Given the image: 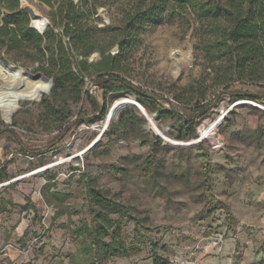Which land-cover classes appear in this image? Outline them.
Instances as JSON below:
<instances>
[{
	"label": "rangeland",
	"instance_id": "1",
	"mask_svg": "<svg viewBox=\"0 0 264 264\" xmlns=\"http://www.w3.org/2000/svg\"><path fill=\"white\" fill-rule=\"evenodd\" d=\"M72 1L91 10L97 43L104 45L114 37L100 28L122 25L138 0ZM19 6L31 20L44 18L47 26L59 28L44 1L19 0ZM174 8L166 20L144 24L127 60L128 74L122 75L162 95L157 99L162 107L186 113L189 107L175 94L196 80L205 96L201 103L210 100L196 124L198 135L179 137L176 117L161 119L146 108L164 139L139 108L135 112L134 103H126L95 142L109 106L119 97L137 99L128 90L104 98L89 76L87 88L105 102V115L83 98L60 123L41 105L48 92L21 99L10 116L0 110V264H153L155 251L174 264H264V81L235 79L226 89L216 87L207 38L199 35L193 11ZM117 50V43L109 49ZM31 53L3 62L44 73ZM93 54V60L99 58L94 51L89 61ZM7 72L13 85L22 83V71L15 74L0 63V88ZM237 88L261 98L220 91ZM126 108L135 122L112 125ZM183 130L190 135L191 128ZM89 184L129 211L131 216L112 214L121 237L135 247L129 256L105 257L75 232L92 222Z\"/></svg>",
	"mask_w": 264,
	"mask_h": 264
},
{
	"label": "trees",
	"instance_id": "2",
	"mask_svg": "<svg viewBox=\"0 0 264 264\" xmlns=\"http://www.w3.org/2000/svg\"><path fill=\"white\" fill-rule=\"evenodd\" d=\"M42 1L52 8L50 14L53 25L59 27L57 30L48 25L41 33L30 24L31 15L26 8L19 6V0H0V58L3 61L7 58L20 60L23 52L33 51V61L38 62L39 68L52 78L51 89L42 97L41 105L48 117L60 123L67 121L72 114V105L83 98L105 115V102L101 104L87 88L86 77L89 76L93 84L103 89L104 98L107 92L122 94L125 90L132 91L137 101L145 109L155 110L159 118L176 117L174 124L179 137L198 135L196 124L207 111L210 100L201 103L205 96L197 90L196 80L180 87L175 94L178 103L189 107L186 113L174 105L162 107L157 103L162 95L122 75L128 74L127 60L144 24L166 20L170 8L175 10L174 7L193 11L199 35L207 38L205 48L211 55L208 67L216 87L226 89L235 79L264 81V0H138L127 12L122 25L114 29L110 26L100 28L106 35L114 37L104 45L97 43L95 26L90 19L91 10L86 4L72 0ZM33 23L40 29L45 25L44 18H36ZM114 43L118 44V50L111 53L109 49ZM94 51H99V58L89 61L88 56ZM198 91L201 93L197 96ZM220 91L228 92L232 98H261L239 88ZM132 108L137 112V106ZM111 122L112 125H126L134 123L135 117L126 108L116 121ZM184 127L191 128L190 135L186 134ZM152 150H155L154 145ZM87 196L92 222L78 226L75 232L85 234L92 250H101L105 257L129 256L135 247L129 246L121 237L120 222L112 217V214L131 216L129 211L91 184ZM104 237L109 238L104 240ZM93 257H96L95 251ZM152 262L174 264L156 251Z\"/></svg>",
	"mask_w": 264,
	"mask_h": 264
},
{
	"label": "bare ground",
	"instance_id": "3",
	"mask_svg": "<svg viewBox=\"0 0 264 264\" xmlns=\"http://www.w3.org/2000/svg\"><path fill=\"white\" fill-rule=\"evenodd\" d=\"M4 67L7 69V71L14 70L15 74H19V71H22L20 68L14 67L13 65H10L9 67L4 65ZM23 73L24 74L22 76L23 77L22 83L19 85H13V81L12 80L10 81L9 78L10 74L8 72L6 73L7 76L4 77L6 85L3 86L4 88L2 87L0 88V110L6 116L11 115V113L17 107V104L20 102L21 99L35 100L38 96L42 95V92H45L44 90H46L47 83H44L41 79L37 77H35V79L31 81L28 79H24L27 76V74L25 72ZM120 100H132V99L128 97H119L115 101H120ZM212 124L213 123H211V125ZM208 131H210L209 127L204 129L205 133H207Z\"/></svg>",
	"mask_w": 264,
	"mask_h": 264
},
{
	"label": "water",
	"instance_id": "4",
	"mask_svg": "<svg viewBox=\"0 0 264 264\" xmlns=\"http://www.w3.org/2000/svg\"><path fill=\"white\" fill-rule=\"evenodd\" d=\"M47 26V23L43 26L42 29H40L39 31L42 33L44 32L45 28ZM97 54H93L92 57L90 58V61H92ZM0 63L4 64L5 66L9 67L10 65H13L14 67L20 68L22 70V72H25L27 75L32 76V77H41L43 79H45L47 81V87L44 93H47L50 91L51 86H52V78L46 76L44 73L38 71L35 73H32L30 71H27L25 69H23L20 65L14 64V63H4L3 60H1L0 58ZM41 95L38 96L36 99H40ZM126 103H134L139 110L142 112V114L147 118V120L150 122L152 128L157 132L158 135H160L162 138L167 139L166 136L159 130L158 126L155 124L154 120L152 119V117L149 116V114L147 113L145 107L139 103L138 101H134V100H120V101H115L112 103V105L108 108V112H107V116H106V122H105V127L102 128L100 134L98 135V137L96 138L95 142L98 140V138L102 135V133L104 132L109 120L111 119V117L115 114L117 108L121 105H124Z\"/></svg>",
	"mask_w": 264,
	"mask_h": 264
},
{
	"label": "built area",
	"instance_id": "5",
	"mask_svg": "<svg viewBox=\"0 0 264 264\" xmlns=\"http://www.w3.org/2000/svg\"><path fill=\"white\" fill-rule=\"evenodd\" d=\"M33 20H34V19L30 20V24H31L33 27H35L36 29L40 30V28H39L36 24H35V25L33 24ZM45 21H46V22H45V24H46V23H47V20L45 19Z\"/></svg>",
	"mask_w": 264,
	"mask_h": 264
}]
</instances>
